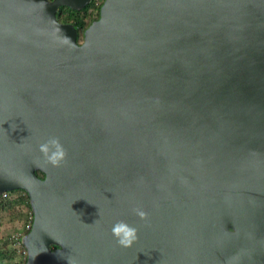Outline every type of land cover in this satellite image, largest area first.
Instances as JSON below:
<instances>
[{
    "label": "water",
    "instance_id": "water-1",
    "mask_svg": "<svg viewBox=\"0 0 264 264\" xmlns=\"http://www.w3.org/2000/svg\"><path fill=\"white\" fill-rule=\"evenodd\" d=\"M91 2L0 0V195L30 196L26 264H264V0H105L80 44L57 12Z\"/></svg>",
    "mask_w": 264,
    "mask_h": 264
},
{
    "label": "trees",
    "instance_id": "trees-1",
    "mask_svg": "<svg viewBox=\"0 0 264 264\" xmlns=\"http://www.w3.org/2000/svg\"><path fill=\"white\" fill-rule=\"evenodd\" d=\"M104 2L105 0H92L90 4L81 10L61 6L57 12L58 20L63 23L74 24L78 30V42L81 44L85 39L86 29L100 18ZM37 174L39 177L45 178L42 171H37ZM6 213V217L12 215V220L18 219L22 223L18 222L20 226L11 235L3 239V243L0 245V264H26L28 254L22 243V238L32 229L26 228L31 216V223L34 222V212L27 191L17 189L9 191L5 195H0V223L1 220L6 218L4 216Z\"/></svg>",
    "mask_w": 264,
    "mask_h": 264
},
{
    "label": "clouds",
    "instance_id": "clouds-1",
    "mask_svg": "<svg viewBox=\"0 0 264 264\" xmlns=\"http://www.w3.org/2000/svg\"><path fill=\"white\" fill-rule=\"evenodd\" d=\"M40 151L45 159L54 167L60 166L66 159L67 152L58 137H52L40 145ZM135 214L141 219H147V213L140 208L134 209ZM112 234L117 244L130 248L138 240L137 228L125 221H117L112 227Z\"/></svg>",
    "mask_w": 264,
    "mask_h": 264
},
{
    "label": "rangeland",
    "instance_id": "rangeland-1",
    "mask_svg": "<svg viewBox=\"0 0 264 264\" xmlns=\"http://www.w3.org/2000/svg\"><path fill=\"white\" fill-rule=\"evenodd\" d=\"M4 216H7V213L4 214ZM12 217V215H11ZM11 217H6L3 220H1L0 223V245L3 243V239L6 238V236L11 235L15 229L20 226L19 223H22L20 221H18V219L16 220H12ZM19 222V223H18Z\"/></svg>",
    "mask_w": 264,
    "mask_h": 264
},
{
    "label": "built area",
    "instance_id": "built-area-1",
    "mask_svg": "<svg viewBox=\"0 0 264 264\" xmlns=\"http://www.w3.org/2000/svg\"><path fill=\"white\" fill-rule=\"evenodd\" d=\"M6 193H7V192H6ZM6 193H4V194H2V195H5ZM31 219H32V216L30 217V220H29L28 224L26 225V228H27V229H30V228H32L31 226H33V224L31 223V222H32Z\"/></svg>",
    "mask_w": 264,
    "mask_h": 264
}]
</instances>
